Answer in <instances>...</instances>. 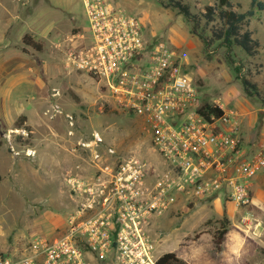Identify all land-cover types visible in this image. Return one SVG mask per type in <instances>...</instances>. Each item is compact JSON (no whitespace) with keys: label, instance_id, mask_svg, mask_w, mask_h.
<instances>
[{"label":"rangeland","instance_id":"rangeland-1","mask_svg":"<svg viewBox=\"0 0 264 264\" xmlns=\"http://www.w3.org/2000/svg\"><path fill=\"white\" fill-rule=\"evenodd\" d=\"M14 1L8 16L14 41L30 30L35 40L44 42V51L20 55L14 45L0 51V249L9 251L22 249L37 236L55 238L67 226L74 207L62 192L61 175L78 174L77 170L83 174L94 154L99 155L97 164L125 161L138 148L144 152L149 143L141 118L106 103L99 89L104 80L96 83L65 66L79 41L77 35H90L81 0ZM106 1L139 18L145 40H162L178 51L199 96L234 115L243 141L264 139V12L249 22L260 49L248 57L219 43L207 47L191 34L192 25L182 15L163 6L167 0ZM181 1L196 13L216 0ZM230 1L245 10L253 0ZM43 34L45 39H37ZM4 42L10 43L0 40ZM242 80L255 90L246 92ZM94 136L102 143L95 144ZM221 202H212L209 211L199 202L183 209L181 201L175 207L179 217L166 214L154 219L153 228L168 231V236L156 232L157 255L171 252L169 244L173 247L192 233L193 238L203 232L215 236L225 226L229 243L239 246L240 264H264L263 209L251 203L218 213Z\"/></svg>","mask_w":264,"mask_h":264},{"label":"built area","instance_id":"built-area-1","mask_svg":"<svg viewBox=\"0 0 264 264\" xmlns=\"http://www.w3.org/2000/svg\"><path fill=\"white\" fill-rule=\"evenodd\" d=\"M81 3L90 35H77L65 66L104 80L106 103L141 118L149 143L125 161L97 164L94 154L87 164L93 172L61 175L74 207L67 226L55 238L0 249V264H156L154 219L181 201L223 197L247 207L251 177L264 171V139L245 143L231 112L204 118L202 98L175 48L145 40L141 20L106 0ZM93 141L102 143L98 136Z\"/></svg>","mask_w":264,"mask_h":264},{"label":"trees","instance_id":"trees-1","mask_svg":"<svg viewBox=\"0 0 264 264\" xmlns=\"http://www.w3.org/2000/svg\"><path fill=\"white\" fill-rule=\"evenodd\" d=\"M163 6L172 8L182 15L192 25L191 34L207 47L219 43L220 47L229 51L233 48L239 49L248 57H254L258 54L260 44L253 38V34L249 30V22L255 14L264 12V4L253 0L245 10H241V5L233 4L230 0H216L212 5H207L202 11L196 13H193L189 5L181 0H167ZM22 43L36 52L44 51L43 42L34 40L30 35H24ZM242 86L246 92L255 90L254 85L247 80H242ZM72 98L77 101V97L73 94ZM200 113L205 119H209L210 115L219 118L224 112L215 104L202 98ZM23 120L24 118L20 119V121ZM227 233V228L222 226L213 237L216 250L220 251ZM156 264L187 263L179 259L174 253H165L158 257Z\"/></svg>","mask_w":264,"mask_h":264},{"label":"crops","instance_id":"crops-1","mask_svg":"<svg viewBox=\"0 0 264 264\" xmlns=\"http://www.w3.org/2000/svg\"><path fill=\"white\" fill-rule=\"evenodd\" d=\"M15 6H16V2L14 0H0V14H1L0 40L10 41V43H7V42L0 43V51L1 52L6 51L8 47H10L11 45H14L18 54L22 55V53H25V55L26 54L28 55L29 53L27 52L31 53V51H34V50L29 47L24 46L22 43V38L24 35L27 34V35H30L35 40V36H33V33L30 30H28L27 33H25L24 35L20 37V41L19 40L14 41V38H15V35L13 34L14 28L9 24L10 21H9L8 16H10ZM46 36L47 34H43L42 37L37 38V39H45ZM34 52L40 53L36 51ZM22 67L25 68L24 65L21 66V68ZM222 110L223 112H226V110L223 107H222ZM240 135L242 138L244 137L241 132H240ZM252 141H254L253 137L252 138L249 137L244 142L251 143ZM76 158H78V156H76ZM85 166L87 168L84 169V171L82 172L87 173V171H89L87 163L85 164ZM76 172L77 173L79 172L80 174H82L79 170H77ZM253 180H254V183L253 182L250 183V193L252 197V203L256 207L261 208L264 211V171L257 174V176H255ZM217 199L222 200L221 207L220 209L217 210L218 213H221L225 208L229 211H231L232 209L233 210L237 209L232 203L228 202L223 197H218V198H214L211 200H201L198 202L200 204L207 205L209 211H213L212 202L216 201ZM179 204L180 203H178L177 205ZM177 205L175 207H177ZM175 207L170 212L167 213L168 216L172 217L176 215V217H179L181 212L180 210H175ZM182 207L183 209L187 208V206H185L184 204H182ZM198 227H200V225ZM154 229H155L154 230L155 233L159 232V233L167 234L168 236L167 230L163 228H159V229L154 228ZM191 235H189V237L183 239L181 242L177 243L176 245H173V247L169 244L170 251H171L169 253H174L179 259L185 261L187 264H240L239 259H240L241 252H239V246L237 244L229 243L228 238H227L228 233L224 237L223 243L221 244L220 251L216 250L214 242H213L214 236H212L211 233L203 232L197 238H193ZM156 236H157V233H156ZM166 240L168 241L167 237H166ZM179 249H180V252L177 253Z\"/></svg>","mask_w":264,"mask_h":264}]
</instances>
